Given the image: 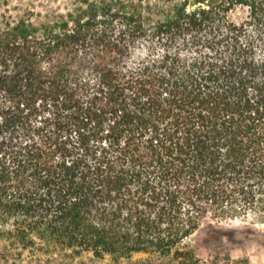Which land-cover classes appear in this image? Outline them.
<instances>
[{"label":"trees","instance_id":"1","mask_svg":"<svg viewBox=\"0 0 264 264\" xmlns=\"http://www.w3.org/2000/svg\"><path fill=\"white\" fill-rule=\"evenodd\" d=\"M208 217L264 223V0L3 16L0 264H249L182 246Z\"/></svg>","mask_w":264,"mask_h":264},{"label":"rangeland","instance_id":"2","mask_svg":"<svg viewBox=\"0 0 264 264\" xmlns=\"http://www.w3.org/2000/svg\"><path fill=\"white\" fill-rule=\"evenodd\" d=\"M77 0H0V22L3 16L16 18L31 16L36 22L72 10ZM9 20V19H7ZM192 249L206 261L215 258L249 259V264H264V223L253 217L218 222L208 217L201 227L182 245ZM146 254H135L132 259L115 260L111 256L94 257L90 253L74 260V264H136ZM229 264V263H228Z\"/></svg>","mask_w":264,"mask_h":264}]
</instances>
